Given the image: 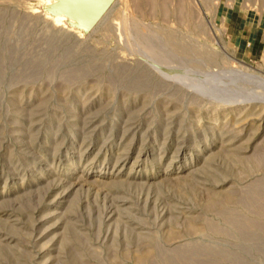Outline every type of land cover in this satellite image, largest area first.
Here are the masks:
<instances>
[{"label": "rangeland", "instance_id": "1", "mask_svg": "<svg viewBox=\"0 0 264 264\" xmlns=\"http://www.w3.org/2000/svg\"><path fill=\"white\" fill-rule=\"evenodd\" d=\"M56 4L0 0V264H264V0Z\"/></svg>", "mask_w": 264, "mask_h": 264}, {"label": "bare ground", "instance_id": "2", "mask_svg": "<svg viewBox=\"0 0 264 264\" xmlns=\"http://www.w3.org/2000/svg\"><path fill=\"white\" fill-rule=\"evenodd\" d=\"M53 14L67 19L73 28L89 26L110 0H56ZM102 4L99 8V4ZM52 14V15H53Z\"/></svg>", "mask_w": 264, "mask_h": 264}, {"label": "water", "instance_id": "3", "mask_svg": "<svg viewBox=\"0 0 264 264\" xmlns=\"http://www.w3.org/2000/svg\"><path fill=\"white\" fill-rule=\"evenodd\" d=\"M93 23V22H92ZM93 24H90V26L89 27H91Z\"/></svg>", "mask_w": 264, "mask_h": 264}]
</instances>
